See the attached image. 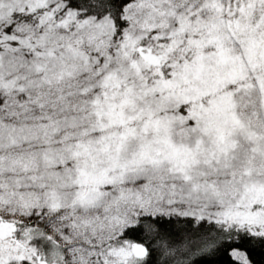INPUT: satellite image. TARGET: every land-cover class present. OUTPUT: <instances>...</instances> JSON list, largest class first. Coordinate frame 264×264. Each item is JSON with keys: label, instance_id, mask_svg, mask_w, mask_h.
<instances>
[{"label": "snow or ice", "instance_id": "obj_1", "mask_svg": "<svg viewBox=\"0 0 264 264\" xmlns=\"http://www.w3.org/2000/svg\"><path fill=\"white\" fill-rule=\"evenodd\" d=\"M0 264H264V0H0Z\"/></svg>", "mask_w": 264, "mask_h": 264}]
</instances>
